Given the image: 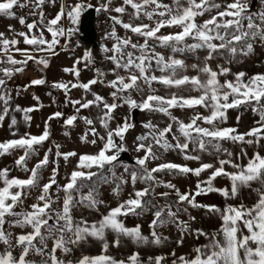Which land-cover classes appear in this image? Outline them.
<instances>
[{
    "label": "snow or ice",
    "instance_id": "snow-or-ice-1",
    "mask_svg": "<svg viewBox=\"0 0 264 264\" xmlns=\"http://www.w3.org/2000/svg\"><path fill=\"white\" fill-rule=\"evenodd\" d=\"M54 3L55 0H52ZM29 3L33 4L39 11V24L46 27L51 33V40L45 39L43 31L39 34L32 32L37 27V22L27 23L23 16L19 17V23L25 25L28 32L20 31L16 33L23 38L26 45L32 46V51L15 47L19 40L16 38H7L3 32H0V102H2V111H0V127L3 126L5 118L9 112L17 111L24 113V121L30 123L32 120L29 113L39 110L42 104L27 108H21L16 105L11 108V94L7 89V80L11 79L16 73L24 71V65L29 61H34L37 65L44 68L49 66V58L44 55H34V53H49L56 55L55 49L60 44V38L66 41L70 40L75 29L68 27L65 29L60 22L67 18L70 24H76L82 13L93 6L76 2L73 5L61 4L60 11L54 18L47 21L42 11V5L45 0H3L0 2V14L9 18H16L15 13L11 11L14 6L20 8L27 7ZM264 3V0H262ZM113 0H105L98 7L96 12H109L123 15L126 12V6H130L134 12L132 18H139L141 14L154 21L153 24L134 25L130 22H123L119 16H110L113 21V27L106 38H111L115 42L111 49L102 46V51L106 54L105 59L114 64L111 70L115 78L107 81V85L114 89L111 97L114 101L122 100L130 110L140 109L152 113H163L169 117L172 123L163 128H158L151 121L143 124L148 131L136 137V150L145 152L144 157L136 159V166L132 167L123 164L120 160V154L128 151L124 145L125 134L135 127L128 117L124 118L122 124H118L114 129L109 127V122L114 119L113 113L118 107L122 106L116 102L109 103L103 96L92 92L93 99H71L68 95L71 89L81 88L86 93L91 91V87L97 83H105L104 77L107 73L96 69L97 76L86 83L79 82L80 70L76 65L85 61V67L92 63L90 51H86L82 58L75 61L71 68H65L64 71L73 73L77 78L76 83L57 82L52 87L62 89L65 93V103H70L74 109V115H69L64 119L65 126H74L78 119L81 109H88L92 106L101 108L102 115L98 117L99 123L107 129L106 137L99 136L103 142L102 148L96 154H78L75 151L61 152L60 144H55V157L57 163L59 158L68 161L69 158L78 156L76 170L71 172L69 182L62 187L57 184L56 175L58 168H53L52 176L48 183L43 185L38 201L30 206V210L15 209L21 207L24 199L27 197L31 188L37 186L40 170L46 167L50 162L51 147L44 153L35 167L27 168V159L38 152V146H42L50 137L48 121L64 117V113L56 111L47 118L45 128L41 135H31L24 133L19 138L0 141V156L11 154L15 150H23L15 160L16 166L22 168L25 172L30 171L27 179L10 177L9 169H0V244L4 245V250L0 251V264H36V261L29 259L30 255L41 257L39 264H166V257L163 255L148 256L147 260L141 259L139 252H132L124 258H116L109 253L110 244L106 233L111 231L115 234L113 246H121V237L130 239L137 245L147 244L149 242L157 245L161 244L166 237H162L157 229L174 224L183 233L189 231V225L186 221L180 220L178 213H187L185 204L193 208H205L210 213H219L222 219L221 227L214 233H207L203 229H196L194 234L197 238L205 236L208 242L193 249L194 255H181L172 260V264H264V155L260 151H255L248 158L246 164L235 163L231 157L232 153L227 152L229 159H220L219 167L212 163H201L197 168H191L187 165H181L172 162L159 163L156 167L149 169L147 161L160 159L163 153L157 155L154 148L158 146L165 152L170 149L178 150L184 154L186 160H199L197 155L188 154L189 143L197 145L200 151H207V146L212 145L217 153L221 151L220 142L230 140L233 143H244L247 145H258L264 142V74H256L245 80L246 73L243 71L234 74V80L225 79L223 83L220 77L227 76L231 69L223 65H217L214 70L209 61L221 56L223 52L229 54V63L236 58L238 54L245 57L253 54L254 43L257 39L264 45V10L258 12L250 11V0H232L230 3L222 4L217 0H173L170 6L162 3V0H122L120 6L110 8ZM30 15H37L31 12ZM208 15V19L202 23L197 22L198 17ZM158 17V19H154ZM115 25L122 26L125 30L143 38V43H134L130 37L121 38L117 35ZM176 26L181 30L176 33L160 34L161 29L165 27ZM11 31V26H9ZM31 34V35H30ZM191 40L192 43L187 41ZM154 41L159 46L170 48L172 53H193L198 50H205L206 56L200 64H186L184 59H178L173 56L165 57L161 52L156 51ZM67 48V43L63 46ZM130 49V50H129ZM13 51L19 52L24 57L18 60L14 57ZM111 53V55H107ZM199 59V58H198ZM153 62L155 68H153ZM21 65V67H17ZM202 65V66H201ZM191 68L197 72V75L189 76L182 74ZM119 70H123L126 75H121ZM158 70L161 75H155ZM204 77L203 79L201 77ZM141 82L148 86V94L145 95ZM153 82H158L167 87H175L178 90L187 88L188 91H196L198 96H184L182 91L173 92L170 96H161L155 94L152 88ZM44 78L33 79L30 85H45ZM190 86V88H188ZM135 91L141 95V101L132 97ZM125 93H127L125 95ZM19 94V93H17ZM39 101V97H33ZM197 106L209 110V115L195 113L190 117L189 122L178 119L170 111L171 109H195ZM240 107H251L253 113L259 115L255 121V126L247 132L240 133L234 127H220L227 120V110ZM89 126L80 139L88 142L89 132L97 136V130L94 127L93 119L82 117ZM10 129L18 124L16 117H10ZM209 125L201 126L200 123ZM179 136L173 133V127ZM168 134H173L175 143L168 140ZM13 135H16L13 132ZM184 138L181 142L180 137ZM119 138L120 144L116 143L115 138ZM55 143V142H54ZM90 143L95 144L93 139ZM243 155H247L243 153ZM231 165L232 172L226 171L225 166ZM117 166L124 168L129 173L131 183L135 185L140 181L148 186L136 190L130 194V198L119 203L116 207L110 208L106 215L102 214L98 221L89 222L88 219L81 217L75 219L73 210H79L80 207L95 209L105 202L99 199L100 185L115 183L112 189L114 195H119L123 190V185L128 183L123 176H117L115 169ZM111 175L105 174V169ZM95 168L96 171H92ZM85 169L87 171H85ZM206 170H212L206 180H197L195 192H181L175 184L164 183L154 175L158 172H173L176 174H192L199 178L201 173ZM226 177L230 180V188H215L213 181L217 177ZM163 184L167 189L175 192L176 200L168 202L169 192L160 193L165 198L163 205L155 204L150 199H146L150 194H154L155 187ZM258 187H253V185ZM53 185H57L56 199L50 194ZM87 188L85 193L83 189ZM248 188L256 195V201L248 207L243 203L239 206L227 205L224 209L216 205H204L197 202L196 197L210 192H219L223 197L236 198L241 189ZM65 193L62 209H54V205L59 199L58 193ZM73 193L77 195L74 196ZM175 206V211L173 207ZM152 208L153 219L149 224L151 230V241L148 236L142 234L141 225L126 226L120 217L129 215L142 216ZM195 219V217H190ZM7 225V228L5 227ZM30 229L14 235L12 229ZM89 238L101 243V252L96 255H87L81 252V255L73 259L66 257L74 256L77 251H81L82 245L88 242ZM49 241L52 246L49 248ZM183 243V239L179 241ZM19 248V255H14V251ZM61 253L60 256L57 252ZM175 257V253H172Z\"/></svg>",
    "mask_w": 264,
    "mask_h": 264
},
{
    "label": "rangeland",
    "instance_id": "rangeland-1",
    "mask_svg": "<svg viewBox=\"0 0 264 264\" xmlns=\"http://www.w3.org/2000/svg\"><path fill=\"white\" fill-rule=\"evenodd\" d=\"M3 2V0H0ZM23 3L24 0H21ZM76 2H82L84 4H91L94 9L98 7L101 3L105 2V0H55L53 3L52 0H45V3L42 5V11L45 17V24L47 21L54 18L60 11L61 4L65 5H73ZM183 2V0H182ZM218 3L226 4L232 2V0H217ZM162 3L174 6L173 0H162ZM122 4V0H113V4L110 8H114L116 6H120ZM264 10V3L262 0H250V11L255 13L258 11ZM15 13L16 18H9L5 15L0 14V32H3L5 36L9 39L16 38L19 40V43L15 46L20 49H28L32 51V46L26 45L23 42V38L16 35V33L20 31L28 32L26 27L27 23H32L33 21L37 22V27L32 30L33 33L39 34L40 31H43V35L45 39L51 40V33L47 31V28L39 24L40 16L39 11L40 9H35L32 3H29L27 7L20 8L18 6H14L11 10ZM36 12L37 15H30L31 12ZM134 10L130 6H126V12L121 15L115 13L114 11L109 12H96L94 17V26H95V36H94V43L90 41H86L81 38L79 35L82 30L80 29V22L76 24H70L67 18H63L60 22L61 26L67 29L68 27H72L75 29L73 35L71 36L70 40H65L63 37L60 38V44L57 45L55 52L56 55H51L49 53H34V55L40 56L44 55L49 58V66L44 68L42 65H37L34 61H29L27 65H24V71L20 73H16L13 77L7 80V89L10 91L12 100L10 102L11 108H15L16 105H19L21 108H27L32 106H38L40 104L43 107H40L39 110L33 111L29 113L31 115L32 120L30 123H26L23 119L24 113L11 111L9 112V116L5 118L3 122V126L0 127V141H5L8 139H16L19 138L24 133H30L31 135H41L45 128V122L47 118L52 115L56 111H61L64 113V117L53 119L48 121L49 130H50V137L47 141L43 143L42 146H38V152L36 154L31 155L27 159V168L30 170L35 165L43 159L44 153L48 150L49 147L53 149L52 153H50V162L49 164L40 170V175L38 179L37 186L31 188L28 192L27 197L24 199V203L21 207H17L15 210L17 212L24 210H30V206L33 203L38 201V197L41 194L43 185L48 183L52 176L53 168H58V172L56 175L57 184L59 186H63L69 182V178L71 172L76 170V166L78 164V156L69 158L68 161H65L62 157L58 159L55 157V144H60V151L61 152H68V151H75L78 154H96L102 148L103 142L99 139V136H105L107 133V129L103 128V126L99 123L98 117L102 115V105L101 108H97L92 106L88 109H81L80 113L78 114V119L74 122V126H65L64 119L69 115H74L75 109L74 107L68 103H65V93L62 89H57L52 87L54 83L57 82H72L76 83L77 78L73 73L65 72V68H71L75 61L79 58L84 56L86 51L91 52L92 56V63H89L87 67H85V61H81L80 64L76 65V67L80 70L79 82L86 83L89 80L96 78L97 73L96 69H100L101 71L107 73L105 79V83H97L91 87L90 92H85L81 88H74L71 89L68 95L71 99H81L82 101L85 99H93L92 92L103 96L109 103L116 102L121 104L122 106L118 107L114 110L113 116L114 119L109 122V127L114 129L118 124H122L124 122V118L127 116L128 119L134 123L135 127L129 129V131L125 134L124 145L128 149V153L130 154L131 161H127L125 159H120L123 164H128L132 167L136 166L135 162L137 158H142L145 155L143 150L137 151L136 150V137L145 134L148 130L143 127V124L151 121L153 124H156L158 128H163L167 126V124L172 123L168 116L163 113H152L148 111H141L140 109H136L134 120L131 119V111L126 104H123L122 100L114 101L111 97V92L114 90L107 85V81H111L115 78V75L112 73V69L115 67L114 64L105 59V53L102 51V46H106L107 48L111 49L113 43L115 42L111 38H106V34L111 32L113 27V21L110 19V16H119L123 22H132L134 25L139 24H153L154 21L148 20L147 17L141 16L139 18H132ZM83 14V13H82ZM23 16L26 20L25 25H21L19 23V17ZM82 16V15H81ZM208 15L203 17H198L197 22L202 23L203 20L208 19ZM158 19V17L154 18ZM9 26H11V31L9 30ZM117 35L121 38L130 37L132 42L134 43H143V38L137 36L136 34L132 33L130 30H125L120 25H115ZM181 29L172 26V27H165L161 29L160 34H170L176 33ZM31 35V34H30ZM188 43H192L193 41L188 40ZM67 43V48L63 46ZM150 43L154 44L156 47V51L161 52L166 58L169 56L175 55L178 59H184L186 64L191 65L193 63L200 64L203 61V58L206 56L205 50H198L195 54L193 53H172L170 48H164L159 46L154 41H150ZM130 50V49H129ZM13 55L18 60H23L24 57L21 56L19 52L13 51ZM107 55H111V53H107ZM229 54H223L218 56L217 58L209 61L210 65L215 70L217 65H223L225 67H229L231 72L224 77H220L221 82L225 79L227 80H234V74L240 71L246 73L245 80L248 77H251L256 74H264V45L261 44L260 40L257 39L254 43V52L253 54L245 57L241 54H238L235 59L229 63L228 60ZM199 58V59H198ZM7 65H0V67H4ZM202 66V65H201ZM17 67H21V65H17ZM153 68H155L153 62ZM121 75H126L123 70H119ZM182 74H187L189 76L197 75V72L191 68H188L186 72H181ZM155 75L159 76L161 73L156 70ZM44 78L46 80L45 85H30V81L33 79ZM204 78L203 76L201 77ZM141 86L144 88L145 95L148 94V86L144 85L141 82ZM152 88L155 89L156 95L161 96H170L173 92L182 91L184 96H198L200 93L196 91H188L187 88L183 90H178L175 87H167L161 83L153 82ZM190 88V86H188ZM19 93V94H17ZM127 93H125L126 95ZM132 97L136 99L138 102L141 101L142 97L137 92L133 91ZM39 97V101L35 100L33 97ZM2 102H0V111H2ZM173 115H175L178 119L183 120L184 122H189L191 116L195 113H200L201 115H209L210 112L208 109L204 107L197 106L194 110L193 109H180L175 108L170 110ZM15 116L18 124L15 128L10 129L8 125L10 124L11 116ZM227 120L222 124H219L220 127H234L240 133L247 132L250 128L255 126V121L259 119V115L252 112L251 107H240V108H233L227 110ZM82 117H87L89 119H93L94 127L97 130L98 135L93 136L89 132L87 136L88 142H84L80 139L81 136L85 134L89 130L91 126L87 125L82 119ZM201 126L209 127V125L203 124V122H198ZM13 132L16 135H13ZM173 133L179 136V133L176 131V126L173 127ZM168 140L171 143H175L173 139V134H168ZM95 139L96 143H90L91 140ZM116 143L120 144L119 138H115ZM181 142H184V138L180 137ZM55 142V143H54ZM221 151L217 153L212 145L207 146V151H200L197 145L193 143H189V150L188 154L190 155H197L200 157L199 160H186L184 158V154L180 153L178 150L170 149L168 151H164L162 148L156 146L154 151L157 152V155L163 153L160 159L157 160H149L147 161V167L149 169L156 167L159 163H166L172 162L181 165H187L191 168H197L201 165V163H212L215 167H219L218 161L220 159H229L226 152L223 149H227V152H231L233 155L231 159L234 157V162L239 164H246L249 157L253 155L255 151H260L262 155H264V142L258 145H247L244 143H233L230 140H224L220 142ZM235 152V153H234ZM246 153L247 155H243ZM235 154V155H234ZM20 155H23V150H15L11 154H6L4 156H0V169L8 168L9 176L10 177H17L22 179H27L30 176V171L25 172L22 168L16 166L15 160L19 158ZM242 156L245 157L246 161L240 159ZM226 171L230 172V168L232 169L231 165L225 166ZM85 171H87L85 169ZM92 171H96L95 168ZM106 175H111L107 171V167L104 170ZM212 170H206L205 172L201 173V176L197 178L192 174L181 175L176 174L173 172H158L154 175L160 181H163L165 184L171 182L176 185L180 191L183 192H195L196 190V183L197 180H206L207 177L210 175ZM117 176H123L128 183L123 185V190L117 196L112 193V189L116 186L115 183L110 184H102L100 185V194L99 199L103 200L105 203L99 205L98 211L95 209H90L86 207H80L79 210H73V216L75 219H80L84 217L92 221H98L101 219V215H106L110 208L116 207L119 203L127 200L130 198V194H133L136 190L143 189L148 185L143 182H136L135 185L131 183L129 173L125 172L124 168L121 166H117L115 169ZM226 177H217L213 181V186L215 188H225L227 186ZM0 186H3L0 183ZM254 187V186H253ZM57 185H53L50 189V194H52L53 199H56L57 192H56ZM247 192L248 188L241 189ZM88 189L84 188L83 192H87ZM169 192V197L167 198L168 202H172L176 200L175 192L171 189H167L163 186V184L155 187L154 194H150L146 199L152 200L153 203L163 205L166 203L164 197L160 195L163 192ZM65 193L60 191L58 193L59 199L57 200L56 204L53 206L54 209H62L63 199ZM76 196V193H73ZM197 201L200 204L204 205H216L221 209L226 207L222 203L228 201L225 197H223L219 192H210L207 194H203L196 197ZM187 207V213H178L179 219L186 221L189 225V231L181 234L180 230L174 225L169 224L166 227H162L157 229L158 233L162 235V237H166L167 239L164 240L161 244L157 245L155 243H147L137 245L133 243L130 239L121 237V246L115 247L113 246V241L115 239V234L111 231L106 233L107 240L110 244L109 253L116 258H124L130 255L132 252H139L141 259L146 261L148 256H156V255H163L166 257V264H172V260L176 257L181 255L189 256L194 255L193 249L196 247V241L199 240L194 234L196 229H200L199 225L203 223H199V218L195 216V214L201 213L207 209L205 208H193L188 206L187 204L184 205ZM155 208H152L150 211L145 213L142 216H133L129 215L127 217H120L125 223L126 226L132 227L136 224L141 225L142 234L149 237L151 241V230L149 228V224L153 219V212ZM175 206L173 207V211H175ZM202 211V212H201ZM190 217H195V219H191ZM202 217L204 215L202 214ZM205 226V232L209 233V230L212 228V223L210 225L203 224ZM7 228V225L5 226ZM221 226L218 225L216 231ZM209 229V230H208ZM30 229H20L14 228L12 229L14 235H18L23 231H29ZM205 237H199L200 240ZM183 239V243L181 244L179 241ZM194 241V243H193ZM52 246V241H49V248ZM101 243L98 241H94L89 238L88 242L82 245L81 251H77L74 256L66 257V259H73L75 260L76 257L83 254L87 255H96L101 252ZM4 250V245L0 244V251ZM20 249L17 248L14 251V255L18 256ZM175 253V257L172 255ZM57 255L60 256L61 253L57 252ZM29 259L36 261V264H39L41 257L37 255H30Z\"/></svg>",
    "mask_w": 264,
    "mask_h": 264
},
{
    "label": "crops",
    "instance_id": "crops-1",
    "mask_svg": "<svg viewBox=\"0 0 264 264\" xmlns=\"http://www.w3.org/2000/svg\"><path fill=\"white\" fill-rule=\"evenodd\" d=\"M234 157L235 156H233L232 160H234ZM240 159L243 160L244 162L246 161L244 156H242V158L240 157ZM232 171H234V169L230 168V172H232ZM227 180H228V182H227V186L226 187L230 188L231 182H230L229 179H227ZM253 186L254 187H258V185H255V184ZM227 200L228 201H226V202L222 201V203L224 205L226 204V206L227 205L239 206L240 204L243 203L244 205H246L248 207H251L256 201V195L250 189L247 192L241 190L239 195L236 198H227ZM197 202L199 203V201H197ZM202 214L204 215V217H202ZM202 214L201 213L195 214V216L200 219L199 223H203V224H206V225H210V223H212L213 225H212L211 230L208 229L209 233L216 232L217 226L218 225L221 226V224H222V219H221L220 214L219 213H210L208 210H206V211L204 210L202 212ZM203 224L199 225V227H200V229H203L205 231V226ZM197 239H199V240H197L195 242L196 243V247H199V246H201V245H203V244L208 242V238L207 237H203L201 240H200V238H197ZM193 243H194V241H193Z\"/></svg>",
    "mask_w": 264,
    "mask_h": 264
},
{
    "label": "water",
    "instance_id": "water-1",
    "mask_svg": "<svg viewBox=\"0 0 264 264\" xmlns=\"http://www.w3.org/2000/svg\"><path fill=\"white\" fill-rule=\"evenodd\" d=\"M94 17H95L94 7L89 8L85 12H83L81 16V22H80V29L82 30V32L79 33L82 39L93 42V43L95 42L94 41V36H95ZM135 112H136V109H132L131 111L132 120H134ZM120 159L131 161L130 154L127 151L120 154Z\"/></svg>",
    "mask_w": 264,
    "mask_h": 264
},
{
    "label": "trees",
    "instance_id": "trees-1",
    "mask_svg": "<svg viewBox=\"0 0 264 264\" xmlns=\"http://www.w3.org/2000/svg\"><path fill=\"white\" fill-rule=\"evenodd\" d=\"M223 54H226V51H225V52H223ZM223 54H222V55H223Z\"/></svg>",
    "mask_w": 264,
    "mask_h": 264
}]
</instances>
